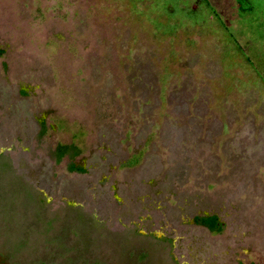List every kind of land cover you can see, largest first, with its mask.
<instances>
[{
    "label": "rangeland",
    "instance_id": "374dc122",
    "mask_svg": "<svg viewBox=\"0 0 264 264\" xmlns=\"http://www.w3.org/2000/svg\"><path fill=\"white\" fill-rule=\"evenodd\" d=\"M246 6L0 0V264H264V0Z\"/></svg>",
    "mask_w": 264,
    "mask_h": 264
},
{
    "label": "trees",
    "instance_id": "16d2710c",
    "mask_svg": "<svg viewBox=\"0 0 264 264\" xmlns=\"http://www.w3.org/2000/svg\"><path fill=\"white\" fill-rule=\"evenodd\" d=\"M235 6L238 7V11L244 13L247 10H250V6H246L249 3V0H234ZM3 53V50L0 49V54ZM81 153V149L74 143H58L54 150V157L56 162H60L64 156H68L71 161L69 162L67 169L69 171L85 172L86 169L78 164H76L73 159ZM141 158V152L134 154L132 157L127 159L124 162L125 166H134L139 163ZM196 224L206 227L212 233H220L223 230V222H221L216 214L210 215H196L194 217ZM255 264V263H252Z\"/></svg>",
    "mask_w": 264,
    "mask_h": 264
}]
</instances>
